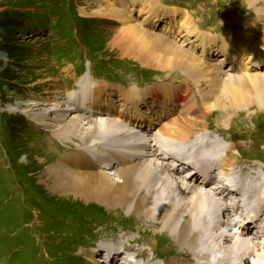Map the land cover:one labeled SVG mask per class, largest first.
Returning <instances> with one entry per match:
<instances>
[{
    "label": "bare ground",
    "instance_id": "1",
    "mask_svg": "<svg viewBox=\"0 0 264 264\" xmlns=\"http://www.w3.org/2000/svg\"><path fill=\"white\" fill-rule=\"evenodd\" d=\"M244 1L264 20V10L260 12L264 0ZM185 12L155 0H98L88 14L119 24L109 45L121 59L179 72L185 92L170 84L108 88L91 79L87 69L76 79L77 90L66 94L57 90L48 104L28 107L26 120L51 142L80 144L67 145L58 162L46 167L43 183L49 189L108 208L128 206L129 212L137 213L146 209L187 252L175 253L167 245L169 253L160 261L163 254L155 236L144 234L141 243L131 231L98 226L102 228L96 242L80 251L94 264H119L109 254L122 256L120 261L126 264H132L130 258L140 264H210L216 253L222 254L217 264H264V233H253L257 226L264 232V165L256 158L236 157L233 151L241 155L239 148L224 146L208 133L207 124L209 115L218 112L219 125L212 132L230 143L220 127L228 131L240 114L247 112L249 117L264 110V26L259 38L255 32H240L244 40L236 41L232 33L199 32ZM237 23L234 19L229 25ZM40 106L45 109L35 114ZM167 153L200 162L221 179L230 178L238 192L168 167L162 157ZM46 158L38 161L43 164ZM257 209L262 210L257 223H248L241 215ZM100 252L109 254L99 257Z\"/></svg>",
    "mask_w": 264,
    "mask_h": 264
},
{
    "label": "rangeland",
    "instance_id": "2",
    "mask_svg": "<svg viewBox=\"0 0 264 264\" xmlns=\"http://www.w3.org/2000/svg\"><path fill=\"white\" fill-rule=\"evenodd\" d=\"M155 1L186 11L199 32L213 36L232 33L236 41H243L239 33L250 31L258 33L259 38L264 26V20L244 0ZM97 4L98 0H0V50H6L10 57L8 66L0 70V103L7 102V86L16 89L29 102V108L37 103L48 104L57 90L61 94L77 90L78 80L89 68L91 78L104 82L108 88L145 89L170 84L185 92L181 81L184 76L179 72L157 71L141 67L134 60L121 59L109 45L119 24L88 15ZM263 10L264 6H260L261 13ZM234 19L238 23L230 27ZM39 108L33 112L38 114L45 109ZM247 114L237 116L228 131L220 127V132L233 145H241V155L233 151L236 157L243 156L246 161L256 158L264 165V110L249 117ZM219 119L215 110L209 115L207 124L211 131L216 130ZM64 143L51 142L24 116L0 112V264H94L78 252L95 243L96 232L103 226L131 231L138 242L144 234L153 235L156 242L166 244L161 254L169 253L167 245L175 253H187L172 238L170 230L146 209L137 213L134 209L129 212L128 206L108 208L49 189L43 183L46 167L58 162L67 145L80 146L77 140ZM245 145L252 146L244 150ZM24 152L29 154L28 165L17 162ZM45 152L51 158H46ZM40 158H46L45 163L40 164ZM160 193L156 194L164 197Z\"/></svg>",
    "mask_w": 264,
    "mask_h": 264
},
{
    "label": "clouds",
    "instance_id": "3",
    "mask_svg": "<svg viewBox=\"0 0 264 264\" xmlns=\"http://www.w3.org/2000/svg\"><path fill=\"white\" fill-rule=\"evenodd\" d=\"M0 70L6 68L10 62V57L6 50H0ZM5 92L7 94V102L0 103V112H6L10 116L21 115L25 118L29 117V108L27 107L28 101H26L14 88H8L5 86ZM18 164L28 165L30 163L29 154L27 152L22 153L18 158ZM221 253H216L211 257L210 264H217L218 258Z\"/></svg>",
    "mask_w": 264,
    "mask_h": 264
}]
</instances>
